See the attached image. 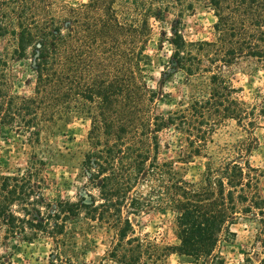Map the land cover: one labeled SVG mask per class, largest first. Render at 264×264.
Masks as SVG:
<instances>
[{
	"label": "trees",
	"instance_id": "16d2710c",
	"mask_svg": "<svg viewBox=\"0 0 264 264\" xmlns=\"http://www.w3.org/2000/svg\"><path fill=\"white\" fill-rule=\"evenodd\" d=\"M116 1L0 0V40L11 44L13 59L29 61L34 75L30 96L14 94L0 61V130L23 135L32 149L23 169L0 173L4 239L31 242L43 235L54 243L48 264H91L65 255L72 244L68 227L83 217L115 234L97 264H156L171 252L198 264H224L219 243L234 236L231 227L241 216H250L264 256L263 172L225 159L189 181L158 157V133L167 128L183 135L179 160L188 162L202 155L221 122L253 129L264 117V102L239 99L229 77L241 60L264 61V0H206L216 18L212 41L187 42L180 20H173L168 68L206 87L166 114L153 112L156 93L142 79L139 57L149 17L165 21L180 0H127L139 12L134 21L120 20ZM73 113L90 121L82 162L87 190L75 201L52 203L44 193L41 134ZM150 208L175 214L178 245L162 248L136 235L130 217ZM0 264L12 263L0 253Z\"/></svg>",
	"mask_w": 264,
	"mask_h": 264
},
{
	"label": "rangeland",
	"instance_id": "374dc122",
	"mask_svg": "<svg viewBox=\"0 0 264 264\" xmlns=\"http://www.w3.org/2000/svg\"><path fill=\"white\" fill-rule=\"evenodd\" d=\"M71 5L87 0H63ZM191 4V8L188 7ZM115 8L120 20L134 21L139 12L131 2L117 0ZM190 8V9H189ZM166 16L165 21L149 17L150 34L140 51L139 66L142 79L156 93L153 112L166 114L184 108L194 98L204 94L206 85L200 78H188L182 72L169 70L168 61L171 47L166 40L171 36L174 19L180 20L179 30L187 42L212 41L215 38L216 18L206 0H180ZM11 44L0 40V61L5 70L11 91L21 96H30L33 90V73L29 61L11 57ZM229 77L235 88L240 89L237 97L247 104L260 106L264 102V61L245 59L231 68ZM89 119L73 113L60 120L41 134L40 152L45 158L44 193L48 201H75L86 191L87 180L83 175L82 162L89 150L87 135ZM159 160L172 162L176 170L186 180H198L208 163L219 164L225 159H235L241 165L247 162L251 167L263 172L260 182L264 197V117H258L253 129H244L233 120H225L216 125L207 138L202 155L188 162H181L179 155L185 147L184 137L173 128L158 133ZM247 149L242 155L238 147ZM31 147L24 142L23 135L7 129L0 130V173L23 169L31 154ZM92 191V190H91ZM96 194L95 191H92ZM137 236L162 248L178 245L176 238L175 214L158 208L145 210L139 216H131ZM234 236H224L217 252L224 264H260L264 257L262 248L256 241V224L250 216H241L231 227ZM70 254L79 259L97 264L115 242V234L104 226L85 220L83 217L73 222L67 231ZM54 243L43 235L31 242L20 239H4L0 227V253L8 256L12 264H48ZM156 264H198L191 258L171 252Z\"/></svg>",
	"mask_w": 264,
	"mask_h": 264
}]
</instances>
